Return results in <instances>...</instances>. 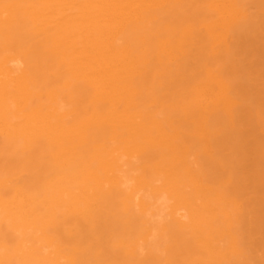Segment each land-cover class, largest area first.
Returning a JSON list of instances; mask_svg holds the SVG:
<instances>
[{"label": "bare ground", "instance_id": "obj_1", "mask_svg": "<svg viewBox=\"0 0 264 264\" xmlns=\"http://www.w3.org/2000/svg\"><path fill=\"white\" fill-rule=\"evenodd\" d=\"M0 264H264V0H0Z\"/></svg>", "mask_w": 264, "mask_h": 264}]
</instances>
